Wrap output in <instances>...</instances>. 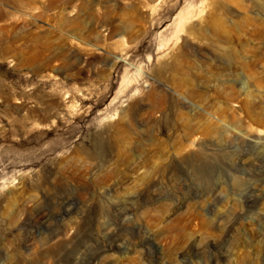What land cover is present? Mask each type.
<instances>
[{
	"label": "rangeland",
	"instance_id": "1",
	"mask_svg": "<svg viewBox=\"0 0 264 264\" xmlns=\"http://www.w3.org/2000/svg\"><path fill=\"white\" fill-rule=\"evenodd\" d=\"M0 264H264V0H0Z\"/></svg>",
	"mask_w": 264,
	"mask_h": 264
}]
</instances>
